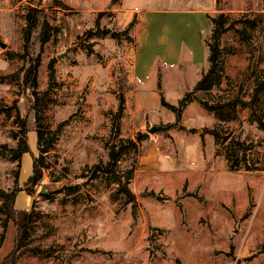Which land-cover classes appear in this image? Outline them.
Listing matches in <instances>:
<instances>
[{
	"label": "rangeland",
	"instance_id": "1",
	"mask_svg": "<svg viewBox=\"0 0 264 264\" xmlns=\"http://www.w3.org/2000/svg\"><path fill=\"white\" fill-rule=\"evenodd\" d=\"M123 4L0 0V42L6 44L0 46V105L8 108L0 111V263L14 254L15 264H264V0H223L212 13L228 15L218 38L209 37L211 24L203 35L220 49L219 80H210V89H195L211 67L206 60L196 67H156L154 81L169 97L179 94L176 106L187 93L192 101L178 121L140 129L141 139L148 138L121 155L116 168L132 169L126 181L131 199L117 191L113 176L92 177L91 169L108 160L121 94L126 102L116 140L138 134L123 116L131 99L132 31L142 20ZM30 7L52 30L41 46L37 28L25 51ZM119 10L128 12L126 21L117 20ZM102 29L117 37L91 38ZM256 88L251 104L219 110L225 120L203 105L250 102ZM20 120L28 151L16 159ZM152 126L168 127L150 132ZM41 131V143L51 141L45 152ZM154 138L157 153L150 146ZM225 157L239 169H230ZM35 159L41 176L32 183ZM1 192L14 195L15 213L7 222ZM21 221L26 246L15 250ZM33 246L48 253L26 252Z\"/></svg>",
	"mask_w": 264,
	"mask_h": 264
},
{
	"label": "crops",
	"instance_id": "2",
	"mask_svg": "<svg viewBox=\"0 0 264 264\" xmlns=\"http://www.w3.org/2000/svg\"><path fill=\"white\" fill-rule=\"evenodd\" d=\"M123 3L121 8L137 13L142 20L141 26L132 31L137 40L132 48V71L127 81L132 84L126 92L131 99L128 97L130 102L123 116L129 120V131L138 132L149 123L176 120L175 113L168 112L161 104V96L174 104L173 98L179 94L169 97V89L157 90L154 71L160 66H179L183 62L191 67L205 63L207 50L203 35L210 28L208 14L215 12L217 5L216 0H123ZM157 139L150 143L155 153L159 148Z\"/></svg>",
	"mask_w": 264,
	"mask_h": 264
},
{
	"label": "trees",
	"instance_id": "3",
	"mask_svg": "<svg viewBox=\"0 0 264 264\" xmlns=\"http://www.w3.org/2000/svg\"><path fill=\"white\" fill-rule=\"evenodd\" d=\"M118 0H111L112 4H115ZM221 4H223V0H216V5L217 7L222 6ZM227 15L226 13L220 11L219 13L216 14H208V19L210 21L211 24V29H210V34L209 37L212 35L213 39L218 38V36L220 35V32H223L225 30L224 28V23L227 20ZM257 16H259L260 14H256ZM26 20H27V24L24 28V32H23V39H24V48L25 51L29 50V43L32 40V34L36 31L37 28H39V32L37 35V40L39 41L40 45H44L45 43L48 42L50 36H51V26L49 25L46 16L41 15V12L39 9L34 8V7H30L28 8V11L26 13ZM248 21V20H246ZM244 31H247L246 26H243V33ZM110 34L112 37H117L116 32H110L109 29H102V31L98 30L96 31L95 34L92 35L91 38L93 37H102L103 35H108ZM245 35H248L247 33H245ZM204 43L206 39H203ZM206 45L208 47V53H207V57H206V61L211 63V67L210 69L203 75V77L196 83L195 85V89H210L213 85L212 81L210 80H219V76H217L215 78L214 72L216 70V62L219 58V54H220V49L219 47L214 44L212 41L210 42V47H209V43L208 40H206ZM205 45V46H206ZM160 64V63H159ZM161 86L159 83H157V90H160ZM258 90L259 88H256L254 91V94L252 96V100H250V102H242L241 99H237V98H233L230 99L226 102H224L223 104H217V105H210L208 104L206 101H203V105L210 110H214L213 108L218 109L217 110V114H218V120H225V116L220 115L219 114V110H221L222 108H226L228 106H230L231 108H233V106L236 103H240V105L242 106H246L247 104H251V102L253 100L256 99L257 95H258ZM190 101H192L191 98V94L187 93L186 95H184L180 100H179V105L176 106L174 104L168 103L167 101H165V99L163 98V96H161V104L163 106H165L166 108H168L169 110L173 111L176 113H181V109L186 106V104H188ZM125 102L126 100L124 99V96L121 94L119 96V104L117 107V110L114 111L112 113V126H111V136L109 141L107 142V148H109L108 150V160L104 163V162H97L96 164H94L92 166V177H95L99 172H103V173H108L109 175L113 176L114 179L117 181L118 184V190L120 192H123L128 199H131L133 197V194L130 192V189H128V187H126V181L130 179V176H132V169H128L125 170L121 173H119L117 171L116 165L118 160L120 159L121 155L123 153H125V151L129 148V147H136L137 143H139V141H141L142 137H141V133L138 132V134H136L135 139H131V138H119L118 140L117 137L119 136V132H120V119L122 118V115L124 113V109H125ZM38 103V102H37ZM39 106H35L36 109V117L39 116L38 114V110H39ZM8 109L7 107H3L0 105V111ZM216 112V111H215ZM180 117V114L178 115V119ZM20 129H19V133H20V138L18 139V150L16 151L15 154V158L16 159H20L21 156L26 153L28 151V145H27V140H26V122L24 120H20ZM209 133H211L214 136H218L217 131L214 128H210L208 129ZM38 135V144H39V148L41 152H45L47 150V146L51 145V141H45L43 143H41V138L43 137V133L42 131L37 133ZM215 138V137H214ZM227 162H228V166L230 169L232 170H236L239 169L238 167H234V164H231L232 162L228 161V158L225 157ZM42 164L41 162L39 163V165ZM236 165L238 166L237 162ZM36 159L34 161V171H33V175L30 178V180L32 181V183H35L37 181V179L41 176V171L40 168H36ZM246 170H256V167H250L247 166L245 168ZM123 180H125L123 182ZM3 197H4V202L2 205V210L3 213H5V222L9 221L10 218L12 219V216L15 213V209L13 208V202H14V195L12 193H4L1 192ZM17 230H18V240H17V244L15 247V250L20 249L21 247H25L26 244L24 243L25 239L28 236V231L26 228V224L25 222L21 221L17 223ZM4 237V233L1 234L0 237V242L3 240ZM26 252H30V253H41V254H45L48 253V249H41L38 246H33V247H29L27 248ZM18 256H15L14 254H11L10 256L6 257L0 264H15L16 260L18 259Z\"/></svg>",
	"mask_w": 264,
	"mask_h": 264
},
{
	"label": "water",
	"instance_id": "4",
	"mask_svg": "<svg viewBox=\"0 0 264 264\" xmlns=\"http://www.w3.org/2000/svg\"><path fill=\"white\" fill-rule=\"evenodd\" d=\"M5 43H3V42H0V46H3V47H5ZM61 56H59V58H60ZM180 113L178 112L177 113V116H176V121H178V115H179ZM167 127L168 126H165V127H162V126H152V127H150L149 128V131L150 132H157V131H160V130H164V129H167Z\"/></svg>",
	"mask_w": 264,
	"mask_h": 264
},
{
	"label": "bare ground",
	"instance_id": "5",
	"mask_svg": "<svg viewBox=\"0 0 264 264\" xmlns=\"http://www.w3.org/2000/svg\"><path fill=\"white\" fill-rule=\"evenodd\" d=\"M117 20L119 21H126L129 17V14L127 11H124V10H119L117 11Z\"/></svg>",
	"mask_w": 264,
	"mask_h": 264
}]
</instances>
